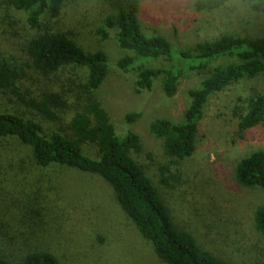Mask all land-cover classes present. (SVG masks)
Masks as SVG:
<instances>
[{"label":"rangeland","instance_id":"374dc122","mask_svg":"<svg viewBox=\"0 0 264 264\" xmlns=\"http://www.w3.org/2000/svg\"><path fill=\"white\" fill-rule=\"evenodd\" d=\"M194 1L140 0L142 32L163 36L174 51L191 49L222 34L264 37V14L253 11L248 3L234 0L220 9L198 12ZM104 15L99 0H69L55 26L84 50L106 53L108 75L97 97L119 135L133 132L140 137L142 152L134 158L158 189L175 224L201 248L229 264H264V236L253 222L254 210L264 205V188L242 186L235 178L241 158L264 151V124L239 134L233 115L236 106L264 90V77L241 80L209 96L193 155L169 167L176 179L164 185L158 166H167L168 160L149 124L157 118L181 122L189 103L187 92L202 77L191 72L183 75L174 97L164 95L158 80L151 90L137 91L135 77L117 67L118 59L130 53L119 48L112 34L102 40L96 33ZM24 17L0 4V55L26 60L20 45L32 32L25 27ZM10 21L16 25L11 27ZM72 73L81 75L80 70L69 69L54 83L66 84ZM37 82L48 83L40 77ZM0 110L33 117L2 93ZM129 113L140 117L128 124L124 117ZM71 114L68 111L64 117ZM0 251L17 260L28 252L45 251L59 264H164L101 178L65 167H35L26 149L7 140H0Z\"/></svg>","mask_w":264,"mask_h":264},{"label":"trees","instance_id":"16d2710c","mask_svg":"<svg viewBox=\"0 0 264 264\" xmlns=\"http://www.w3.org/2000/svg\"><path fill=\"white\" fill-rule=\"evenodd\" d=\"M68 1L0 0V4L23 14L25 27L32 32L20 45L25 61L0 55V93L30 110L33 116L0 110V140L17 142L28 151L35 167H65L101 178L164 264H229L201 248L189 232L175 224L158 189L134 158L142 152L140 137L133 132L123 136L117 133L97 97L108 75L106 53L84 50L55 26ZM232 1L195 0L193 8L211 12ZM241 1L264 14V0ZM99 2L105 15L96 33L102 40L112 34L119 48L130 53L118 59L117 67L135 77L137 91L151 90L158 80L164 95L174 97L183 75L191 72L202 77L200 84L187 92L189 103L181 122L157 118L149 124L150 133L162 141L163 156L168 160L167 166H158L160 182L168 185L169 179H176V175L169 174V167L175 168L195 151L198 123L209 96L241 80L264 77V37L222 34L191 49L174 51L163 36L142 32L138 20L140 0ZM15 23L10 21V26ZM16 36H20L18 32ZM158 62L170 66L155 67ZM69 69H78L81 75L72 73L66 84H55ZM38 77L48 83L40 85ZM68 111L72 114L64 117ZM233 115L239 134L263 125L264 90L236 106ZM139 117L138 113H129L124 119L132 124ZM235 178L242 186L264 188V151L241 158ZM253 222L256 231L264 236V205L254 210ZM0 264L59 262L45 251L28 252L18 260L0 251Z\"/></svg>","mask_w":264,"mask_h":264}]
</instances>
